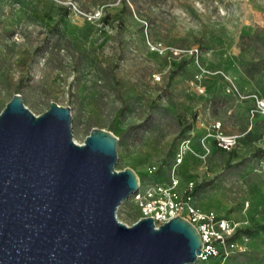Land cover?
<instances>
[{
	"label": "rangeland",
	"instance_id": "obj_1",
	"mask_svg": "<svg viewBox=\"0 0 264 264\" xmlns=\"http://www.w3.org/2000/svg\"><path fill=\"white\" fill-rule=\"evenodd\" d=\"M16 93L36 115L69 107L77 143L114 134L141 186L168 180L189 121H220L236 144L194 125L177 175L238 248L191 264H264V0H0V111ZM139 214L131 195L116 211Z\"/></svg>",
	"mask_w": 264,
	"mask_h": 264
},
{
	"label": "water",
	"instance_id": "obj_2",
	"mask_svg": "<svg viewBox=\"0 0 264 264\" xmlns=\"http://www.w3.org/2000/svg\"><path fill=\"white\" fill-rule=\"evenodd\" d=\"M71 121L69 107L36 115L18 93L0 111V264L195 263L202 240L183 217L118 220L137 175L116 170L114 134L77 143Z\"/></svg>",
	"mask_w": 264,
	"mask_h": 264
},
{
	"label": "built area",
	"instance_id": "obj_3",
	"mask_svg": "<svg viewBox=\"0 0 264 264\" xmlns=\"http://www.w3.org/2000/svg\"><path fill=\"white\" fill-rule=\"evenodd\" d=\"M262 106H264L263 103ZM189 122H192L189 123L191 126L178 141L168 180L148 183L145 186L139 184L138 189L131 194V197L140 210L137 220L151 216L155 227L176 215L189 221L196 228L202 240L201 252L197 256V260H207L228 249L238 248V244L234 240L236 225L219 217L211 210H201L195 201V180L187 181L185 188L180 189L177 168L182 163L186 152L191 148L194 125L206 130L200 140L202 145H204V138L210 137L217 147L230 149L236 144V136L224 134L220 121H212L207 124L200 115ZM153 170L150 169V171Z\"/></svg>",
	"mask_w": 264,
	"mask_h": 264
},
{
	"label": "trees",
	"instance_id": "obj_4",
	"mask_svg": "<svg viewBox=\"0 0 264 264\" xmlns=\"http://www.w3.org/2000/svg\"><path fill=\"white\" fill-rule=\"evenodd\" d=\"M103 22H108L109 20V15H106L102 18Z\"/></svg>",
	"mask_w": 264,
	"mask_h": 264
}]
</instances>
